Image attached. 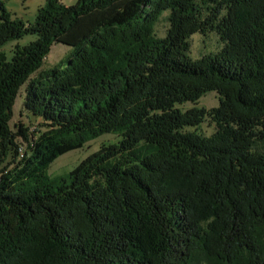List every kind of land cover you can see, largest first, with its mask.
<instances>
[{
  "label": "trees",
  "instance_id": "obj_1",
  "mask_svg": "<svg viewBox=\"0 0 264 264\" xmlns=\"http://www.w3.org/2000/svg\"><path fill=\"white\" fill-rule=\"evenodd\" d=\"M210 33L221 48L191 60ZM55 44L73 52L43 70ZM22 90L33 132L11 126ZM260 143L264 0H47L31 24L0 3V264H264Z\"/></svg>",
  "mask_w": 264,
  "mask_h": 264
},
{
  "label": "rangeland",
  "instance_id": "obj_2",
  "mask_svg": "<svg viewBox=\"0 0 264 264\" xmlns=\"http://www.w3.org/2000/svg\"><path fill=\"white\" fill-rule=\"evenodd\" d=\"M47 0H0L5 12L12 18L21 21L24 24H31L34 21L37 9L42 7ZM65 6H73L77 0H57ZM167 22L162 18L155 26V33L158 37H163L167 30ZM34 36H25L21 40L12 41L7 43L3 52L9 60L12 56V51L16 45L26 46L34 41ZM190 51L189 57L191 60H197L202 56L208 55L209 53H216L220 48L221 44L217 35L214 33L207 34L206 36L200 34H194L190 38ZM73 52L69 47L55 44L52 46L48 56L46 57L43 65V70H49L61 61H66L68 56ZM14 105V117L11 122V126L22 124L24 127L30 129V132L34 131L35 123L33 119L29 118L22 108L23 104V90L21 92ZM219 96L210 92L205 94L196 105L185 104L181 108L183 110L190 109L192 107L204 108L210 110L211 108L218 106ZM201 133L210 137L215 128L209 124H203L200 127ZM113 136H103L95 141L88 143L85 147L79 150L70 151L60 156L49 168L47 175L50 177L62 176L72 170L82 160H84L91 153L95 152L103 144L115 142ZM257 150L264 153V143L257 145Z\"/></svg>",
  "mask_w": 264,
  "mask_h": 264
}]
</instances>
